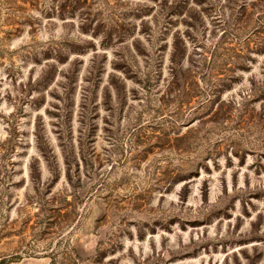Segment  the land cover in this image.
<instances>
[{"label": "rangeland", "instance_id": "374dc122", "mask_svg": "<svg viewBox=\"0 0 264 264\" xmlns=\"http://www.w3.org/2000/svg\"><path fill=\"white\" fill-rule=\"evenodd\" d=\"M0 264H264V0H0Z\"/></svg>", "mask_w": 264, "mask_h": 264}]
</instances>
